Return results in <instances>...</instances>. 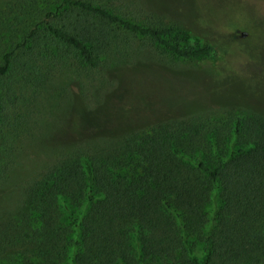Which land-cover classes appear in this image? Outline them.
Segmentation results:
<instances>
[{"label":"trees","instance_id":"obj_1","mask_svg":"<svg viewBox=\"0 0 264 264\" xmlns=\"http://www.w3.org/2000/svg\"><path fill=\"white\" fill-rule=\"evenodd\" d=\"M126 5L60 0L46 8L4 55L0 79L17 50L26 62L55 57L48 38L97 67L111 68L116 56L137 62L143 39L179 60L215 55L187 28ZM18 85L29 89L25 74ZM239 105L246 109L223 115L212 105L210 115L157 120L66 152L1 221L0 264H264V110ZM13 150L5 144L0 160Z\"/></svg>","mask_w":264,"mask_h":264},{"label":"rangeland","instance_id":"obj_2","mask_svg":"<svg viewBox=\"0 0 264 264\" xmlns=\"http://www.w3.org/2000/svg\"><path fill=\"white\" fill-rule=\"evenodd\" d=\"M59 1L0 0V65L23 43L28 20L43 18ZM123 4L139 7L155 22L187 28L194 42L212 45L215 55L179 60L143 39L136 42L142 49L137 62L119 63L116 56L107 68L92 66L82 52L78 58L73 48L49 38L55 57L26 62L17 50L10 72L0 79V149L14 146L11 160H0V223L19 208L31 179L80 145L157 120L210 115L212 105L223 115L246 109L239 104L264 110V0ZM23 74L30 85L22 91ZM197 102L206 106H191Z\"/></svg>","mask_w":264,"mask_h":264}]
</instances>
